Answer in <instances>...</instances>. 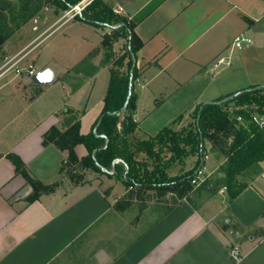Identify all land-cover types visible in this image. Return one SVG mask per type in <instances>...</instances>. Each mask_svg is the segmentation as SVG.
Returning a JSON list of instances; mask_svg holds the SVG:
<instances>
[{"label": "crops", "instance_id": "0c3cea01", "mask_svg": "<svg viewBox=\"0 0 264 264\" xmlns=\"http://www.w3.org/2000/svg\"><path fill=\"white\" fill-rule=\"evenodd\" d=\"M102 1L133 22L143 42L137 52L132 111L137 138L155 137L165 127L181 131L200 104L264 85L233 55L237 36L253 43L252 33L264 35V0ZM65 18L56 20V29L76 17L63 22ZM80 23L90 33L93 50L78 77L61 73L63 88L66 84L71 89H20L17 81L26 69L18 68L21 61L0 70V264H264V159L243 170L242 187L235 180L233 188L240 190L231 198L227 159L207 145L199 166L205 169V180L170 207L159 202L127 205L123 186L106 173L110 178L104 182L62 181L69 152L45 143V134L52 127L66 131L76 122L82 134L89 133L111 80L109 50L103 44L110 27ZM49 34H31L11 57L27 47L24 61ZM11 46L6 45L7 52ZM221 58L225 61L218 64ZM30 63L34 73L27 76L32 81L38 71ZM226 71L242 79L228 88L216 85ZM167 108L169 116L156 118ZM82 147H75L77 154ZM11 154L25 163L31 177L53 187L31 199L34 188L17 171ZM198 159V153L185 158L180 175ZM234 246L243 254L241 261L232 256Z\"/></svg>", "mask_w": 264, "mask_h": 264}, {"label": "trees", "instance_id": "16d2710c", "mask_svg": "<svg viewBox=\"0 0 264 264\" xmlns=\"http://www.w3.org/2000/svg\"><path fill=\"white\" fill-rule=\"evenodd\" d=\"M46 1L56 10H69L81 0ZM76 18L112 28L115 36L106 33L103 38V44L108 48L112 47L111 44L114 39L119 37L128 39L127 52L117 60V63L123 67L128 57L129 70L124 75L111 68V80L104 99L103 110L89 133H80V123L76 122L66 131H60L58 128L52 127L45 134V143H55L59 148L69 152L61 171L64 173L65 165H71L79 161L75 147L78 144H83L88 151V154L80 159L84 166L108 175L120 176L128 187H161L167 191H172L171 188L175 186L183 187L191 180L202 163L205 140L211 139L214 141L216 137V134L212 133L211 130L215 129L219 132L229 126L230 113L227 107H224L227 102L221 105L205 104L203 108H201L203 103L200 104L194 111L195 120L189 124L186 134L165 127L155 137L134 140L138 128L132 114L135 107L134 86L128 110L125 113L121 112L128 93L132 71L134 82L137 78V66L133 68L132 53L137 56V52L143 44L134 31V23L114 12L102 0L91 2L83 13L77 15ZM11 34L10 28L0 25V46ZM227 96H231V100H239L242 105L247 104L252 112L264 114V88L243 92L239 96H234V93H231L224 97ZM251 106H255L252 107L254 109ZM99 120L100 123L98 124ZM95 129L96 134L94 133ZM246 139V133L243 130H238L228 151L229 155L234 154L235 161L239 163L240 171L245 170L254 163L256 154L259 151L264 153V142H248L245 144ZM164 147L173 152L172 158L186 157L189 154L198 153L199 159L193 168L182 175L170 176L167 171V164L165 165L161 155ZM141 154H145L146 157L140 158ZM9 157L15 164L17 171L22 173L33 186L34 193L31 195V199L38 198L41 192L53 187V185H44L41 181L31 177L25 163L17 155L11 154ZM261 159H264V155L257 160ZM227 181L230 196L233 198L240 189L233 188L234 179L228 177ZM191 189L192 187H188V191Z\"/></svg>", "mask_w": 264, "mask_h": 264}, {"label": "rangeland", "instance_id": "374dc122", "mask_svg": "<svg viewBox=\"0 0 264 264\" xmlns=\"http://www.w3.org/2000/svg\"><path fill=\"white\" fill-rule=\"evenodd\" d=\"M66 12L59 13V9L57 12H55V8H53L46 0H0V25L3 27H8L12 31V34L8 37L4 44L0 46V70L6 72L14 66V63L21 61V65L18 66V68L26 67V69L23 70V74L19 76L20 79L17 81V83L22 84L20 89H49L50 85H53L50 89H71V87L66 84L63 88V84L60 82L61 73L65 71L64 76H66L69 71L70 74L76 75L78 77V75L87 69L89 65V57L86 54L93 50L92 41L87 39V35L90 33H88L89 31H87V29L82 26L80 23L82 20L79 21L78 18L73 19L69 24H62V26L56 29L55 22L57 19H61L65 16L66 18L63 20L64 22L67 18H69V16L66 15ZM21 17L22 19H20ZM105 30L109 31L110 34L115 36L112 28ZM50 32L51 34H49ZM45 33H48L49 35L31 50L33 53L24 61L23 51L27 47H25L15 57H11L16 48H21L23 44L30 40L31 34L33 36L38 35L40 38V35ZM251 36L253 38V43L248 46V49H246L247 45L243 47V50L242 48L241 50L237 48L236 53L234 52L233 54L235 56L234 59L237 61L240 60V62L245 61L249 65L248 69L250 73L255 75L257 78L264 79V35L256 37L252 33ZM113 41L114 42L111 44L112 47L107 48L109 50L108 63L111 68L116 69L121 74L126 75L129 70L127 64L129 58H126L125 65L123 67L119 66L117 60L127 52V39L125 37H119ZM7 44L12 45L8 52L6 51ZM17 44L21 45L18 46ZM241 53L243 54L241 55ZM30 62L35 64L36 70L38 72L46 69V66H48L47 68L52 69L56 74L57 83L52 82L42 86L32 83L30 78L27 76L28 72L31 70ZM18 68L16 67L10 74H8V77L6 76V78L8 79L13 74H15ZM241 79L242 78H237L231 73L227 74L226 71L224 75L218 78L216 85L222 86L223 88H228L237 80ZM1 82L2 81H0V83ZM5 89L14 88L11 86L5 87ZM231 99L226 104H224V107H227L230 113L229 126L225 128V130L219 132L215 129L211 130L212 133L216 134V137L214 141L211 139H206L205 147L208 145L213 153L226 157L227 160L225 162L224 170L227 173V177L237 180V185L242 186L241 181H243V178L241 177V173L243 170H239V163L235 161L234 154L229 155L228 151L230 150L235 134L238 130H243L244 133H246L247 139L245 144L248 142H264V127H259L249 121V115H251L252 111L250 108H245V105L247 106V104L242 105L239 100ZM252 107L255 106H251V108ZM170 113L172 112L169 108H167L166 110L157 112L156 118L160 116L165 118L169 116ZM239 115L244 117V123H241L237 120ZM194 120L195 115L192 113L191 123H193ZM188 128L189 127L186 126L181 130V132L186 134ZM137 139L140 138L134 137V140ZM167 149V147H164L161 154L163 162L165 165L167 164V171L173 172L175 176L180 175L182 170L180 168L181 165L185 164V158L191 156L192 154H189L186 157L172 158L173 152H170ZM87 154L88 151L86 148H80L77 154L79 161L71 165H65L62 181H69L71 184L93 182L98 180L104 182L105 180H108L107 178L112 176L111 178L115 182L121 184L124 188V194L121 196L122 199L127 200V205L135 203V207L137 208H139L140 203L147 205L148 203L156 202L162 203L164 205L163 207H170L171 205L178 203L180 199L190 196L195 187L198 186L193 184L190 180L183 187H172V191H167L161 187H128L125 184L123 178L120 176L110 175L109 177L107 176L108 174L105 175V173L84 166L80 162V159ZM263 155V151H259L258 154H256V160L251 165H254L260 161L257 159L263 157ZM144 157H146L145 154L140 155V158ZM188 187H192V189L188 191Z\"/></svg>", "mask_w": 264, "mask_h": 264}, {"label": "built area", "instance_id": "2783aa9c", "mask_svg": "<svg viewBox=\"0 0 264 264\" xmlns=\"http://www.w3.org/2000/svg\"><path fill=\"white\" fill-rule=\"evenodd\" d=\"M92 0H82L81 2H79L78 4L74 5L72 8H70V10L67 11L66 15L69 16V18H74L79 14H82V11L86 8V6L88 4L91 3ZM114 12H119V9L116 8L114 9ZM252 43V39L244 36L243 34L237 36L234 39L233 45L235 48H243L246 44H250ZM225 59L221 58L218 62L222 63L224 62ZM217 65V64H216ZM31 73H34V69L31 68L30 70ZM238 121H243L244 117L242 115H239L237 117ZM250 120L255 123L256 125H258L259 127H264V114L258 113V112H252L250 115ZM205 180V169L204 167H199L193 177L191 178V182L195 185H199L201 184L203 181ZM232 256L236 261H241L243 259V254L240 251V248L238 246H234L232 249Z\"/></svg>", "mask_w": 264, "mask_h": 264}, {"label": "water", "instance_id": "95a60500", "mask_svg": "<svg viewBox=\"0 0 264 264\" xmlns=\"http://www.w3.org/2000/svg\"><path fill=\"white\" fill-rule=\"evenodd\" d=\"M132 60H133V68H134L135 66H137V56L135 54H133V53H132ZM32 81L34 83H36V84H39V85L50 84V83L55 81V72L52 69H50V68H46L43 71H40L37 74L33 75L32 76ZM133 86H134V74H133V71H132L131 74H130V81H129V87H128V93H127V96H126V100H125L124 105H123V107L121 109L122 113H125L128 110V106H129L131 97L133 95ZM260 88H264V85H257V86L249 87V88H246V89H243V90H239V91L234 93V96H239L243 92L254 91V90H258ZM230 99H231V96H227V97H224V98L218 99V100L206 101V102L203 103L201 108H203V106L205 104H218V105H221V104H224V103L228 102ZM99 123H100V120H99L98 124ZM94 133L95 134L97 133L96 129L94 130ZM103 136H105V135H103Z\"/></svg>", "mask_w": 264, "mask_h": 264}]
</instances>
